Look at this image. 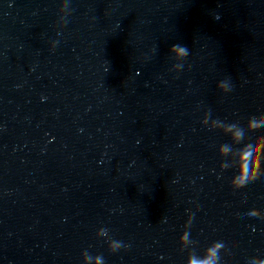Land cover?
Listing matches in <instances>:
<instances>
[{
    "label": "clouds",
    "instance_id": "1",
    "mask_svg": "<svg viewBox=\"0 0 264 264\" xmlns=\"http://www.w3.org/2000/svg\"><path fill=\"white\" fill-rule=\"evenodd\" d=\"M216 19H219V17L217 16ZM169 51L175 58L182 60L189 54L187 46L180 44L172 45ZM178 66L182 68L183 64ZM217 86L221 90H231V85L227 80L219 82ZM220 123L221 127L216 130H220L224 135L228 136L230 141L221 144L218 148V155L221 158L220 166L224 170H235V175L230 183L233 189H240L264 174V134L257 135L254 138L250 135L264 130V114L259 117H250L244 126L239 123H225L223 121H220ZM107 232L108 229L106 228L100 229V234H107ZM189 238L190 233L184 232L179 240L185 242L189 241ZM122 246H124L122 242L112 241L111 247L113 250H117ZM222 247V243L214 244V246L207 249V254L203 259L197 258L195 254H192L189 256L187 264H220L219 249ZM91 258L90 255L86 257L88 260H91ZM96 264H104L102 256L96 257ZM253 264H257V262L253 261ZM258 264H264V260L259 261Z\"/></svg>",
    "mask_w": 264,
    "mask_h": 264
}]
</instances>
